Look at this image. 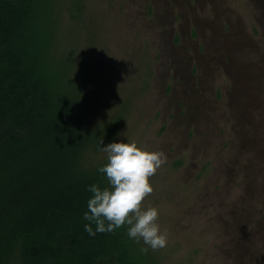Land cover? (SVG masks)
I'll use <instances>...</instances> for the list:
<instances>
[{"label": "rangeland", "instance_id": "374dc122", "mask_svg": "<svg viewBox=\"0 0 264 264\" xmlns=\"http://www.w3.org/2000/svg\"><path fill=\"white\" fill-rule=\"evenodd\" d=\"M50 7L93 118L119 120L113 142L167 157L144 201L168 235L148 249L157 264H264V0ZM106 163L102 149L86 156Z\"/></svg>", "mask_w": 264, "mask_h": 264}, {"label": "trees", "instance_id": "16d2710c", "mask_svg": "<svg viewBox=\"0 0 264 264\" xmlns=\"http://www.w3.org/2000/svg\"><path fill=\"white\" fill-rule=\"evenodd\" d=\"M50 2L0 0V264H157L128 225L84 230L89 187L108 186L86 156L114 141L119 120L93 118Z\"/></svg>", "mask_w": 264, "mask_h": 264}, {"label": "clouds", "instance_id": "9594fccd", "mask_svg": "<svg viewBox=\"0 0 264 264\" xmlns=\"http://www.w3.org/2000/svg\"><path fill=\"white\" fill-rule=\"evenodd\" d=\"M102 151L107 153V163L98 171L106 175L108 186L89 187L92 197L83 217L89 224L84 230L94 237L96 233H112L128 225V237L147 245L140 249L143 254H147L149 248L153 251L165 248L168 235L161 232L158 209H145L144 201L154 191L151 177L167 162V157L160 151L142 150L135 142H113ZM91 224H95V231Z\"/></svg>", "mask_w": 264, "mask_h": 264}]
</instances>
